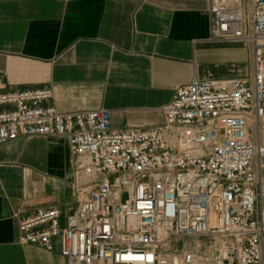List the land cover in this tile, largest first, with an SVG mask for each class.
Segmentation results:
<instances>
[{"label":"built area","instance_id":"obj_1","mask_svg":"<svg viewBox=\"0 0 264 264\" xmlns=\"http://www.w3.org/2000/svg\"><path fill=\"white\" fill-rule=\"evenodd\" d=\"M209 41L239 44L242 77L192 78L161 123L116 130L104 109L62 114L49 88L8 91L0 76V145L68 146L76 207L39 209L20 243L65 264H264V0H208Z\"/></svg>","mask_w":264,"mask_h":264},{"label":"crops","instance_id":"obj_2","mask_svg":"<svg viewBox=\"0 0 264 264\" xmlns=\"http://www.w3.org/2000/svg\"><path fill=\"white\" fill-rule=\"evenodd\" d=\"M208 0H0V76L8 91L52 90L62 114L104 109L116 130L149 128L192 78L242 77L239 44L209 41ZM76 207L68 146L56 138L0 145V264H65L20 243L39 209Z\"/></svg>","mask_w":264,"mask_h":264}]
</instances>
